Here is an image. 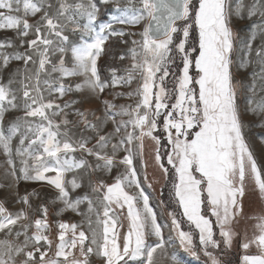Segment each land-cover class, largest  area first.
<instances>
[{"label":"snow or ice","instance_id":"obj_1","mask_svg":"<svg viewBox=\"0 0 264 264\" xmlns=\"http://www.w3.org/2000/svg\"><path fill=\"white\" fill-rule=\"evenodd\" d=\"M113 2L119 13L113 17L115 22L143 25L142 31L127 32L111 23L101 24L97 30L95 22L100 8L96 0L73 3L0 0V30H14L19 41L18 44L12 39L0 41V69L7 70L12 61L23 63V69H17L6 80L0 76V148L8 157L9 174L15 181H46L53 186L63 205L61 212L71 211L84 217L91 233L89 236L83 230V224L58 222L55 258L46 259L48 250L53 248V239L46 234L50 230L48 207H39V218L30 220L28 212L12 213L0 203V231L14 232L17 240L23 236L20 244L0 241V264H87L90 254L99 256L103 264H128L129 260L138 259L141 264H157L155 254L165 247L162 226L149 205L134 165L135 156H143L145 138L153 141L154 159L165 177L169 168L163 161L166 159L171 166L175 176L174 196L182 215L199 231V241L205 249L219 247L209 213L215 217L224 244L231 247L234 236L231 224L243 210L240 201L246 173L264 193V174L242 134L236 103L239 82L234 77L235 33L231 26L233 17L251 19L259 15L261 21L256 28L264 39V0H251V3L238 0L235 7L231 0H128L126 5H121L119 0H103L104 4ZM29 17L38 19L30 22ZM178 21L184 23L178 25ZM196 30L198 40L193 44L190 35ZM69 31L80 34L78 43L70 41V36L65 34ZM178 33L181 35L177 36ZM30 35L33 38L28 39ZM136 35L140 39L132 40V47L114 57L131 60L124 74H119V68L111 67L110 78L102 79L98 62L106 52L109 38ZM255 38L253 35L246 44L249 56ZM120 43L126 45L129 41L121 39ZM17 48L24 51H16ZM55 53L59 56L54 63L51 55ZM69 53L71 59L66 64ZM177 55L181 61L179 74L170 72ZM255 56L261 69L252 76L254 79L259 76L264 90V45L255 49ZM249 63L251 60L245 62ZM170 75L174 79L173 90L165 85ZM76 76L84 79L75 85V90L87 89L103 105L100 116L91 113L94 120L88 118L89 112L73 109L84 131L94 133L91 138L81 135L73 139L70 133L69 125L73 121L68 119L65 109L76 102L61 105L45 96L47 91L48 96L56 94L57 99H62L73 90L72 85L63 81ZM137 78L140 84L133 91L115 92L113 100L103 98L106 89L130 86ZM121 97L138 99L134 105L114 102ZM16 110H22L23 116L6 124V114ZM252 111L264 113V100ZM124 116L128 119H118ZM109 122L114 130L105 133L104 126ZM129 127L131 132H127ZM122 130L126 135L113 142ZM162 135L170 147H164ZM17 137L19 147L15 155L21 158L19 169L12 158V142ZM92 140L95 143L89 147ZM134 141L138 142L135 153L126 147ZM120 151L127 154L117 161ZM77 152L94 157L95 165L83 157L77 159L73 155ZM117 164L123 165L124 171L115 177L114 183L106 184L99 179L91 184V174L96 169L111 172ZM68 173H73L71 179H66ZM83 173L89 175L91 193L97 194L95 199L91 193L73 196L83 187ZM131 187L138 190L135 195L126 191ZM30 195L39 193L21 198L29 207ZM138 199L143 202L142 208L136 207ZM81 205L86 207L82 209ZM125 206L130 224L126 235L121 237L117 208ZM170 215L180 244L190 250L191 233L181 230L175 214ZM21 220L30 222L16 228ZM255 227L257 233L245 238L242 248L247 253L255 246L258 253L245 254L243 264H264V217L258 218ZM30 229L34 231L30 233ZM150 235L157 238L153 244L148 243ZM77 246L84 259L74 256ZM206 254L211 255L207 251ZM17 257L21 259L18 261ZM213 264L217 262L213 260Z\"/></svg>","mask_w":264,"mask_h":264},{"label":"rangeland","instance_id":"obj_2","mask_svg":"<svg viewBox=\"0 0 264 264\" xmlns=\"http://www.w3.org/2000/svg\"><path fill=\"white\" fill-rule=\"evenodd\" d=\"M76 2V0H69V3ZM100 12L96 20V27L99 30L101 24L111 23L114 28L124 29L127 32H140L142 31L143 25L132 26L128 24H118L113 19L114 16L119 15L115 10V3L104 4L103 0H96ZM248 3H251V0H247ZM121 5H126L128 0H119ZM232 6L235 7L238 3V0H231ZM38 17H29L30 22H34ZM261 21L259 15L252 17L251 19H240L238 17H233L231 26L233 32L235 33L234 38V52H233V61H234V77L238 81L237 85V107L240 113V119L242 124V134L245 143L247 144L249 150L252 152L254 158L257 161V164L261 168L262 174H264V113H254L252 109L264 100V90H262V84L259 76L255 79L252 76L253 72L259 73L261 65L258 62V58L255 56V49L261 45H264V39L261 38L260 33L258 32L256 25ZM85 20H82L81 23H85ZM183 24L184 21L177 22ZM72 25H69L71 28ZM70 36V41L73 43H78L80 40V34L75 32H66ZM181 34H177L180 36ZM255 35V41L253 42L252 55L249 56V49L246 47L247 42ZM33 38L31 35L28 39ZM12 39L15 40L18 44L19 41L16 37L14 30H0V41ZM128 40V44L120 43V40ZM140 37L136 36H125V37H110L106 43V52L101 56L98 67L100 72L102 71L103 79L107 80L110 78L111 67H117L120 69L119 74H124V69L129 67L131 64L130 59H125L123 61L119 60L118 57L120 54L125 53L128 48L132 47V40H139ZM198 40V30L193 31L190 35V42L196 43ZM16 51H24V49L17 48ZM6 51L11 52L13 49H6ZM195 55V54H194ZM59 53L51 55L52 61L55 63L58 61ZM70 53L65 57L66 64L70 61ZM251 60V63L245 64L246 61ZM102 62V63H101ZM244 67H239L240 65ZM70 66V64H69ZM181 68V61L179 56H175V64L171 66L170 72L179 74ZM17 69H23L22 61H12L7 70L0 69V76L5 80L16 72ZM54 77L58 74H53ZM84 77L76 76L71 77L63 82L65 84L72 85L73 90L68 92L62 99H57L56 94L48 96L47 91H45V96L48 99L54 100L56 103L61 105L68 102H76L72 105L71 108L65 109L68 112V119L73 121L72 125H69L70 133L73 136V139H78L81 135L88 136L91 138L94 133L90 130L88 132L84 131V125L79 123V117L75 115L73 109H79L81 111H87L90 113L89 119L94 120V117L91 113H95L96 116H100L103 112V105L101 100L94 96L90 91L84 89L83 91L75 90V85L81 83ZM140 84L139 78L134 80L130 86H122L117 88L106 89L103 93V98L113 100V93L115 92H131L136 89ZM165 85L169 90H173L175 87L174 79L170 75L168 79L165 80ZM253 87L255 90H253ZM138 98L129 99L127 97H121L115 99L114 102L117 104H135V100ZM171 102H174V99ZM23 116L22 110L13 111L11 114H6L5 123L14 121L17 117ZM118 119L127 120L128 117H118ZM114 130V125L109 122L104 126L103 131L105 133H112ZM132 128L129 127L127 132H131ZM126 132L122 130L117 134L113 142L119 140L121 137L125 136ZM162 144L165 148L170 147L167 145L166 137L161 136ZM95 143V140L88 145L92 147ZM137 143L134 141L131 145H126V147H131L135 153L137 150ZM13 147V159L16 163V168L21 167V158L15 155V149L19 147V137L14 138L12 142ZM110 153L111 148L107 149ZM127 153L120 151L117 153V161L120 158L125 156ZM77 159L85 158L91 164L95 165L96 160L92 156H86L83 153L77 152L73 154ZM155 148L154 143L149 138L144 139V149L142 158L137 155L134 158V165L137 168V174L141 180V187L144 190V194L149 198V205L156 212L157 222L162 226V231L165 239V247L163 250H157L155 254V259L157 264H213V260L217 264H243V256L245 254L255 255L258 253V249L255 246L250 247L247 250V253L242 248V243L245 238H251L257 229L255 225L258 222V218L264 217V193H261L255 184L254 179L250 174L246 173V178L244 181L245 191L244 195L241 198L242 212L239 213L236 219L232 222L231 228L234 232L233 242L231 247H227L224 244L223 239L219 235V228L215 224V217L209 215V218L213 220V230H214V239L219 241V247L213 248L208 246L205 249V246L200 244L199 241V231L187 220L186 217L182 215V209L179 207L177 200L174 196L173 183L175 181L174 172L171 169V166L167 164L166 159L163 161L165 166L169 168V174L167 177L160 170L158 163L154 159ZM8 157L4 153L3 149L0 148V203H3L4 206L9 210V212L16 213L20 210L28 212L30 220L39 218L40 212L38 211L39 207L47 206L48 207V223L50 225V230L46 234L53 239V248L48 250L46 259L55 258V245L57 240L54 238L58 232L57 224L60 221L67 222L69 224H83V230L88 233L90 236L91 233L88 232V224L84 220V217L78 215L77 213L71 211L61 212L63 207L62 203L57 199L58 190L53 186H50L46 181H15L13 177L9 174V166L7 164ZM30 164H34V161H30ZM124 171V166L117 164L113 167L111 172L106 170L96 169L90 178L91 184H95L99 179H102L106 184H111L115 182V177L120 175ZM19 174V173H18ZM49 176H53V173H49ZM73 173H68L66 179H71ZM146 177V178H145ZM83 181V187L77 189L73 196L83 195L85 193H91V188L89 186V175L88 173H83L81 177ZM126 191H129L131 194H136L137 189L135 187L126 188ZM32 192L39 193L38 196H29L30 204L25 205L21 202V198L25 195H29ZM93 199L96 198L95 193H91ZM142 200L136 201V207L142 208ZM86 206L81 205V208L84 209ZM127 207V206H126ZM127 209V208H126ZM205 211H207L205 209ZM175 214L176 219L180 222L181 230L185 232H190L192 235V248L186 250L181 244L179 237L177 236L176 230L172 225V215ZM95 221L96 217H92ZM29 220L18 221L16 228H19L22 223H29ZM120 224V219H119ZM95 226V224L93 225ZM30 233L34 229L29 230ZM7 230L0 231V241L10 240L15 244H20L23 241V236L18 240L15 238L14 232L12 234H6ZM157 238L154 235L148 237V243L153 244ZM43 243V242H42ZM85 245L88 246V242H85ZM46 247V245H45ZM43 250V249H42ZM211 253V255H207ZM195 252L196 255L192 253ZM73 254L78 259H84L80 254L79 246L73 250ZM21 257H17L19 261ZM62 259V258H60ZM71 259V257H69ZM87 264H103L102 259L95 255L90 254L87 257ZM123 264V262H121ZM128 264H141V260H129Z\"/></svg>","mask_w":264,"mask_h":264},{"label":"trees","instance_id":"obj_3","mask_svg":"<svg viewBox=\"0 0 264 264\" xmlns=\"http://www.w3.org/2000/svg\"><path fill=\"white\" fill-rule=\"evenodd\" d=\"M100 73H101V78L103 79L104 77H103L102 71ZM126 208H127L126 206L123 209L117 208V214H118L119 219H120V225H122L121 227H119V233H120L121 237L126 235L129 224H130V220L127 216V209Z\"/></svg>","mask_w":264,"mask_h":264},{"label":"water","instance_id":"obj_4","mask_svg":"<svg viewBox=\"0 0 264 264\" xmlns=\"http://www.w3.org/2000/svg\"><path fill=\"white\" fill-rule=\"evenodd\" d=\"M179 22V21H178Z\"/></svg>","mask_w":264,"mask_h":264}]
</instances>
